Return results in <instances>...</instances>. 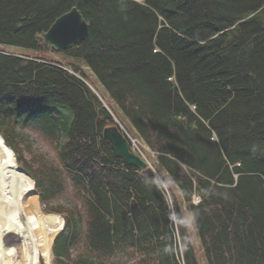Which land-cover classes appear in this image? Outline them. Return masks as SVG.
Returning <instances> with one entry per match:
<instances>
[{"label": "trees", "instance_id": "16d2710c", "mask_svg": "<svg viewBox=\"0 0 264 264\" xmlns=\"http://www.w3.org/2000/svg\"><path fill=\"white\" fill-rule=\"evenodd\" d=\"M74 7L88 35L57 52L43 34ZM25 129L58 166L25 159ZM0 136L64 219L54 264H264V0H0ZM61 176L74 203L53 206Z\"/></svg>", "mask_w": 264, "mask_h": 264}, {"label": "bare ground", "instance_id": "6f19581e", "mask_svg": "<svg viewBox=\"0 0 264 264\" xmlns=\"http://www.w3.org/2000/svg\"><path fill=\"white\" fill-rule=\"evenodd\" d=\"M5 145L0 136V264H41L40 255L48 264L62 219L42 212L32 180Z\"/></svg>", "mask_w": 264, "mask_h": 264}, {"label": "water", "instance_id": "95a60500", "mask_svg": "<svg viewBox=\"0 0 264 264\" xmlns=\"http://www.w3.org/2000/svg\"><path fill=\"white\" fill-rule=\"evenodd\" d=\"M87 35L88 23L83 18L80 11L74 7L56 18L48 30L43 34V38L49 48L61 52L83 41ZM102 135L110 144L114 156L122 159L126 165L134 166L140 170H144L149 166L145 158L131 150L128 139L117 126L113 125L104 128ZM18 169L32 180L34 190L33 179L23 169L20 167H18ZM34 193L37 196L35 191Z\"/></svg>", "mask_w": 264, "mask_h": 264}, {"label": "rangeland", "instance_id": "374dc122", "mask_svg": "<svg viewBox=\"0 0 264 264\" xmlns=\"http://www.w3.org/2000/svg\"><path fill=\"white\" fill-rule=\"evenodd\" d=\"M5 50L8 52L15 53V54L16 53L17 54H21V53L31 54V52L23 51V50L16 49V48H6ZM52 57H54L57 60L65 61V60H62L60 56L52 55ZM81 68L82 70H84V72H86V74H89L90 76H92L88 68H86L85 66H81ZM93 81L94 79L92 81H88V84L91 86ZM20 131L25 135V139L23 138V142L21 143V146H20V148L23 149V155L25 159L30 160L36 157L35 161H38L39 159H41L45 164L49 165V167L58 166V158H57L56 152L53 146L48 141L44 140L37 132L31 129H25V130H20ZM131 142H132V149L134 153L139 154L143 158H145L141 148L145 149L144 154L147 151V148L143 145V143L138 139H131ZM146 161L150 164L148 160ZM61 179L62 180H61L60 187L58 188L55 195L49 199L50 205L68 206L74 203V197L72 195V189H71L69 182L67 181V179H65L62 176H61ZM37 188L39 189L38 186ZM36 198H37L38 206L42 209V212L45 213L44 204L40 202L38 195L36 196ZM54 215H58V214H54ZM60 218H62V216H60ZM62 220L64 224V219L62 218ZM62 228H63V225L61 229H59V232L54 236L52 243H51V247H52L55 237L60 233ZM51 247H50V252H51ZM78 251L79 249L76 248L74 249L72 253L76 254ZM40 261H41V264H45V260L42 257V255H40ZM48 264H54L52 252H51V258ZM115 264H132V263L129 261V259L123 256L120 259L118 257V259L115 261Z\"/></svg>", "mask_w": 264, "mask_h": 264}, {"label": "built area", "instance_id": "2783aa9c", "mask_svg": "<svg viewBox=\"0 0 264 264\" xmlns=\"http://www.w3.org/2000/svg\"><path fill=\"white\" fill-rule=\"evenodd\" d=\"M199 202V198L198 197H194V203H198Z\"/></svg>", "mask_w": 264, "mask_h": 264}]
</instances>
